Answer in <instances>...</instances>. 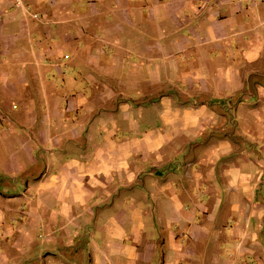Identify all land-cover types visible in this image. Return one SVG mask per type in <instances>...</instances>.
I'll return each mask as SVG.
<instances>
[{"label": "crops", "instance_id": "0c3cea01", "mask_svg": "<svg viewBox=\"0 0 264 264\" xmlns=\"http://www.w3.org/2000/svg\"><path fill=\"white\" fill-rule=\"evenodd\" d=\"M0 0V264H264V0Z\"/></svg>", "mask_w": 264, "mask_h": 264}, {"label": "built area", "instance_id": "2783aa9c", "mask_svg": "<svg viewBox=\"0 0 264 264\" xmlns=\"http://www.w3.org/2000/svg\"><path fill=\"white\" fill-rule=\"evenodd\" d=\"M11 2V5L15 9H26V6L24 4V0H9Z\"/></svg>", "mask_w": 264, "mask_h": 264}]
</instances>
